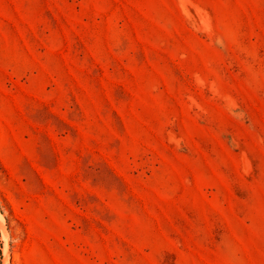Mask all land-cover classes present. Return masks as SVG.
Instances as JSON below:
<instances>
[{"label":"rangeland","instance_id":"obj_1","mask_svg":"<svg viewBox=\"0 0 264 264\" xmlns=\"http://www.w3.org/2000/svg\"><path fill=\"white\" fill-rule=\"evenodd\" d=\"M0 264H264V0H0Z\"/></svg>","mask_w":264,"mask_h":264},{"label":"bare ground","instance_id":"obj_2","mask_svg":"<svg viewBox=\"0 0 264 264\" xmlns=\"http://www.w3.org/2000/svg\"><path fill=\"white\" fill-rule=\"evenodd\" d=\"M0 224H1L2 229H3V235H2V236L5 238V240H7V239H6V232H5L4 227H3V226H4V225H3L4 223H3L2 219H1V217H0ZM1 226H0V227H1ZM5 264H7V254H6V257H5Z\"/></svg>","mask_w":264,"mask_h":264}]
</instances>
